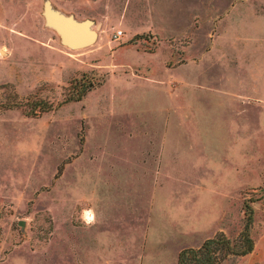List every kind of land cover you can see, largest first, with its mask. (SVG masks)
<instances>
[{"label": "rangeland", "instance_id": "rangeland-1", "mask_svg": "<svg viewBox=\"0 0 264 264\" xmlns=\"http://www.w3.org/2000/svg\"><path fill=\"white\" fill-rule=\"evenodd\" d=\"M246 204L221 264H264V0H0V264H178Z\"/></svg>", "mask_w": 264, "mask_h": 264}, {"label": "trees", "instance_id": "trees-1", "mask_svg": "<svg viewBox=\"0 0 264 264\" xmlns=\"http://www.w3.org/2000/svg\"><path fill=\"white\" fill-rule=\"evenodd\" d=\"M82 95L78 97L80 100ZM41 109L31 112L33 115H41L49 111L47 106H39ZM246 223L238 239L230 241L223 233L206 240L199 248H186L178 257V264H221L229 257H243L254 250V241L251 236L253 224V209L246 204Z\"/></svg>", "mask_w": 264, "mask_h": 264}, {"label": "water", "instance_id": "water-1", "mask_svg": "<svg viewBox=\"0 0 264 264\" xmlns=\"http://www.w3.org/2000/svg\"><path fill=\"white\" fill-rule=\"evenodd\" d=\"M45 18L47 24L58 32L63 44L70 49L88 48L98 39L91 21H78L72 16L55 12L49 4L45 6Z\"/></svg>", "mask_w": 264, "mask_h": 264}, {"label": "clouds", "instance_id": "clouds-1", "mask_svg": "<svg viewBox=\"0 0 264 264\" xmlns=\"http://www.w3.org/2000/svg\"><path fill=\"white\" fill-rule=\"evenodd\" d=\"M94 214L91 211H86L82 214V219L85 223H90L93 219Z\"/></svg>", "mask_w": 264, "mask_h": 264}, {"label": "built area", "instance_id": "built-area-1", "mask_svg": "<svg viewBox=\"0 0 264 264\" xmlns=\"http://www.w3.org/2000/svg\"><path fill=\"white\" fill-rule=\"evenodd\" d=\"M122 35H123V32H122V31H118V32H116V34H115V38H116V39H119V38L122 37Z\"/></svg>", "mask_w": 264, "mask_h": 264}]
</instances>
